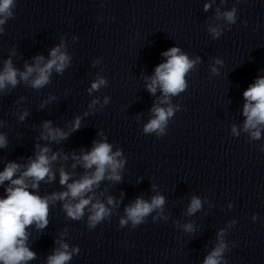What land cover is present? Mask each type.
<instances>
[{
	"label": "clouds",
	"instance_id": "obj_1",
	"mask_svg": "<svg viewBox=\"0 0 264 264\" xmlns=\"http://www.w3.org/2000/svg\"><path fill=\"white\" fill-rule=\"evenodd\" d=\"M204 4V11L207 12L212 3ZM224 0H221L223 3ZM16 7V0H0V34H3L4 25L9 19L14 17L13 9ZM236 8L230 11L220 12L217 9V19H223L228 24L236 22ZM208 31L213 38H219L222 29L219 26H209ZM64 44L61 43L53 47L49 53V58L40 55L33 58V63L24 64V70L20 71L14 67L12 59L4 61L3 69L0 70V92H4L16 86L23 81L33 89H41L50 83V77L53 70L62 74L69 65L70 56L66 51H62ZM15 53H13L14 55ZM165 61L158 64L154 69V74L145 77V87L147 91L155 95L157 90L161 92L159 102L153 104L151 109L152 117L143 126L144 134L155 133L157 137L166 134L169 120L180 110L178 105L171 103V98L185 92L188 88L187 76L200 62V57L190 59L182 52L179 47H171L162 53ZM223 61L215 59V64L222 65ZM211 73L218 75V69L211 67ZM107 86V80L104 77H98L91 83L88 89L89 94L99 91L101 87ZM244 104L242 115L245 117L243 131L248 133L253 140L261 138V132L264 130V76H259L243 92ZM99 99H93L89 108L99 104ZM109 103V98L105 97L103 105ZM101 105V107H103ZM164 105V106H161ZM43 107V105H41ZM28 115L27 111L19 115V120L23 121ZM87 115V113L85 114ZM81 118L75 117L71 131L79 130ZM43 131L40 139L54 141L59 143L69 136V132L61 130L59 127H53L51 121H44ZM233 136H239V131L235 125L232 126ZM100 135H103L100 133ZM7 147L6 135L0 133V148ZM35 158L29 157L27 165L10 161L2 171H0V186L4 187V195L0 196V264H29L36 259V253L28 245L30 233L29 228L35 227L37 231H42L49 224L50 205L57 201L62 202V210L66 216L72 220H80L88 210L87 226L94 229L98 224L110 217L112 208L117 206L114 198H107L105 205L96 198L93 191L98 188L105 179L113 182H120L122 179L121 170L125 167L126 160L121 158L122 150L113 151V145L107 142L104 137L99 141H93L90 151L81 149L79 155L72 153V168L79 165L84 169L83 174L78 179H72V174L65 171L63 167L59 169V184L66 187L65 191L53 192L50 195L41 196L38 194L41 182L51 183L56 179L53 170V162L57 161L62 155L61 152H52L47 145L41 147L36 145ZM264 151V146L261 147ZM52 154L49 156V153ZM65 160L68 159L64 155ZM71 180V182H69ZM155 189V185H153ZM31 189V190H30ZM91 193V195H90ZM95 200V202H93ZM165 198L157 194L149 201L137 198L134 203L124 209L125 217L121 218L119 224L121 227L131 222L133 228L144 223L145 218L153 211L163 212ZM202 207L201 199L193 196L187 209L189 215L194 214ZM155 219V217L153 218ZM166 219V217H165ZM255 220L256 217H253ZM185 231H192V225L186 224ZM224 230L218 233L217 246L206 256L203 264H221L223 253L227 244L223 240ZM59 247L53 250V253L46 258V264H68L74 254H78V247L70 248L69 244L63 239L56 241ZM227 264V261H224Z\"/></svg>",
	"mask_w": 264,
	"mask_h": 264
}]
</instances>
